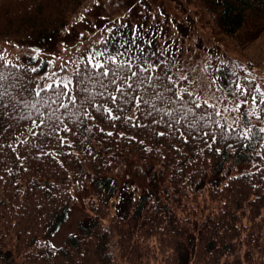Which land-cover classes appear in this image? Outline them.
<instances>
[{
    "label": "trees",
    "instance_id": "trees-1",
    "mask_svg": "<svg viewBox=\"0 0 264 264\" xmlns=\"http://www.w3.org/2000/svg\"><path fill=\"white\" fill-rule=\"evenodd\" d=\"M94 1L0 0V41L59 33L79 22ZM200 7L220 33H264V0H200ZM103 47L93 44L88 51ZM224 61L212 62L222 68L214 72L221 87L228 88L235 64L242 84L250 74L264 85V63L257 69L249 60ZM46 62L36 59L35 76L49 71ZM77 63L64 66L69 75ZM232 115L237 113L222 112L221 122L230 124ZM92 117L85 121L92 131L83 142L71 132L59 133L63 142L40 136L41 129L26 122L7 131L10 122L0 124V264H264V141L242 136V125L216 129V143L169 136L163 126L144 127L149 122L131 107L119 120L95 111ZM249 120L254 131L264 127L254 116ZM127 160L153 164L166 186L156 193L117 189L114 173ZM229 165L244 168L223 174ZM88 176L96 179L84 200L87 216L62 245L52 246L49 238Z\"/></svg>",
    "mask_w": 264,
    "mask_h": 264
},
{
    "label": "snow or ice",
    "instance_id": "snow-or-ice-1",
    "mask_svg": "<svg viewBox=\"0 0 264 264\" xmlns=\"http://www.w3.org/2000/svg\"><path fill=\"white\" fill-rule=\"evenodd\" d=\"M100 31L102 35L93 43L104 47L86 49L71 75L62 64L59 71L53 69L35 76L40 71L35 61L41 49L26 52L24 61L17 57L13 62L0 55V124L10 122L4 126V131L26 122L34 129H41L40 136L63 142L59 133L71 132L74 136L79 134L83 142L87 139L84 133L92 131L85 121L92 117L93 111L103 119L119 120L131 107L149 122L144 127L163 126L169 136L179 133L182 138L203 140L209 137L216 143V129L235 131L233 125H242L245 129L242 136L251 135L264 141L261 135L264 127L254 131L255 125L249 120L254 116L258 123L264 124V85L250 79V74L244 77L242 84L237 75L239 64L233 65V79L225 89L217 83L220 76L214 75L222 68H213L212 63L215 59L224 66L223 59L206 51L201 58L191 53L181 60L179 49L172 52L171 44L162 47L155 43L162 32L159 24L129 28L123 23L115 31L105 25ZM105 31L112 35H103ZM33 52L36 55H32ZM46 63L51 65L52 61ZM246 105L256 107L245 111ZM222 112L237 115L231 116L230 124L222 123ZM156 134L166 135L164 131ZM219 135L224 140L230 139L224 131ZM216 151L219 152V148Z\"/></svg>",
    "mask_w": 264,
    "mask_h": 264
},
{
    "label": "rangeland",
    "instance_id": "rangeland-1",
    "mask_svg": "<svg viewBox=\"0 0 264 264\" xmlns=\"http://www.w3.org/2000/svg\"><path fill=\"white\" fill-rule=\"evenodd\" d=\"M129 8L132 10L129 11ZM84 15L85 17L75 25H69L66 30L49 37L35 34L25 39L0 41V52L7 60L16 62L17 57L20 61H24L26 52L41 49L37 59L51 60L52 70H59L62 64L69 65L70 61L93 45L97 37L102 35L100 29L105 25L115 31V28L123 23H127L129 28L133 25L139 27L140 24H144L145 27L159 24L162 32L158 34L159 38L155 43L162 47L171 44L172 52L179 49V58L182 60L191 53H194L196 58H201L207 51L224 60H249L255 68L263 67L264 33L239 31L229 36L218 32L202 11L200 0H141L140 3H137V0H95ZM108 34L110 33L107 31L103 33V35ZM121 165V169L114 173L117 189L132 194L145 190L156 193L166 186L165 177L153 164L127 160L121 162ZM242 168L243 165L232 167L229 165L223 168V174H232ZM219 177L220 175L217 174L210 177L208 175L207 178ZM95 179L88 176L83 190L76 194V204L67 219L49 238L52 246L62 245L70 234L76 231L79 222L87 216L84 200L92 191ZM120 195L121 192L117 190L116 202ZM113 211L115 212L114 207Z\"/></svg>",
    "mask_w": 264,
    "mask_h": 264
}]
</instances>
